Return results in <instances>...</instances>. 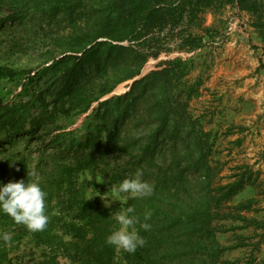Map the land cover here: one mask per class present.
Returning <instances> with one entry per match:
<instances>
[{"label": "rangeland", "instance_id": "obj_1", "mask_svg": "<svg viewBox=\"0 0 264 264\" xmlns=\"http://www.w3.org/2000/svg\"><path fill=\"white\" fill-rule=\"evenodd\" d=\"M254 1L253 13L220 5L134 44L112 46L100 39L95 59L84 67L82 89L70 101L56 102L60 83H47V73L1 80L0 168L16 179L17 162L25 159L42 183L58 165L96 152L81 178L93 181L96 175L106 182L104 201L112 205L130 196L112 191L119 184H110L111 173L124 180L142 168L145 180L164 178L165 160L180 150L187 166L193 145L204 142L203 131L212 134L210 160L220 174L213 187L243 175L264 194V38L254 25L259 19L264 31V0ZM122 5L120 0H84L72 17L63 9L56 14L31 10L15 21L6 20L10 12L0 5V66L16 71L50 66L63 57L75 29L98 30L104 21L116 20ZM168 67V77L151 78L155 68ZM113 126L121 131L122 151L103 154V147L93 146H99V130ZM176 178L166 184L176 188ZM239 198H232V206ZM221 210L228 217L246 211L229 204ZM60 213L56 206L50 215L60 219ZM222 221H214L216 229L225 227ZM9 232L11 241L0 247L13 264H71L29 239L19 243L16 229ZM248 244L246 252L259 251L256 241ZM124 252L117 249L118 261ZM219 264H225L223 257Z\"/></svg>", "mask_w": 264, "mask_h": 264}, {"label": "trees", "instance_id": "obj_2", "mask_svg": "<svg viewBox=\"0 0 264 264\" xmlns=\"http://www.w3.org/2000/svg\"><path fill=\"white\" fill-rule=\"evenodd\" d=\"M83 1L0 0V5L8 8L10 12L6 20L15 21L25 18L31 10H51L56 14L63 9L72 17ZM120 2L123 5L118 10L115 21L113 19L104 21L98 30L93 31L75 29L63 57L54 58L50 66L24 71L0 66V81L15 79L22 75L25 79H33L35 73H47V83L54 85L60 83L55 94L56 102L70 101L82 89L84 67L95 59L96 51L101 45L100 39H107L112 46L129 45L146 41L149 33L165 30L168 26L174 30L185 19L193 20L199 12L220 5H232L240 11L252 13L257 9V1L254 0H120ZM107 17L109 16L103 14V18ZM254 25L264 38L260 20L255 21ZM193 47L198 49L199 46ZM155 69L151 72V78L157 81H160L161 75L168 77L172 71L169 67L163 71ZM63 112L66 113L65 110ZM202 134L204 142L198 141L193 145L187 166H183V161L179 159L181 155L179 150L169 160H165L164 178L147 180L154 185V193L151 196L129 197L126 202H116L110 207L104 204L107 183L99 182L96 175L93 181L81 178L86 171H90L96 160V152H93L90 158L88 156L76 158L69 164L58 165L54 174L50 175L47 181L40 183L48 194L47 227L43 231L32 232L26 226L16 224L9 215L0 211V233L9 232L14 228L17 230L15 240L19 243L29 239L38 247L58 252L57 255L69 260L71 264H219L228 248L217 238L218 232L225 231V228L216 229L213 223L216 219L229 218L221 213L224 204L236 209L250 210L255 203L254 199L238 203L236 206H232L231 202L245 186H254V183L251 177L246 179L243 175H235V180L213 187L216 176L220 175L211 164L213 160H210L214 142L211 133L202 131ZM121 137V131L116 126L107 132L101 129L97 137L99 146H92L97 150L103 147V154L116 153L122 151ZM145 160L147 163L150 161L153 163V160L148 158ZM28 168L25 159H20L17 162L16 179H11L8 171L0 168L2 170L0 183L20 179L27 181ZM172 176H177L176 188L166 184V179ZM109 178L112 185L123 181L117 173H111ZM56 206L61 209L60 219L50 215ZM128 206H134L141 218L145 209L152 210L153 214L149 221L152 228L145 231L136 225L140 234L146 238V244L135 253L124 252L122 261H118L117 249L106 243V237L119 227L114 219L115 214L126 210ZM232 217L239 218L246 224H258L256 220H249L241 215ZM6 243L8 242L0 240V245ZM0 264H13L12 260L3 254L1 247ZM247 264H254V260H248Z\"/></svg>", "mask_w": 264, "mask_h": 264}, {"label": "clouds", "instance_id": "obj_3", "mask_svg": "<svg viewBox=\"0 0 264 264\" xmlns=\"http://www.w3.org/2000/svg\"><path fill=\"white\" fill-rule=\"evenodd\" d=\"M28 179L0 183V211L9 215L16 224H22L32 232L43 231L48 224L47 192L39 183L38 173L28 168ZM144 170L138 168L131 178H125L118 186H112L114 193L128 194L132 198L149 197L154 193V185L143 178ZM31 178V179H30ZM103 199V198H102ZM105 206H111V200L105 199ZM152 210L145 209L142 218L136 213L134 206L117 212L114 216L119 225L107 237L106 243L118 250L135 253L146 244V238L140 234L136 225L145 231L152 228L149 222ZM10 232L0 233V240L9 242Z\"/></svg>", "mask_w": 264, "mask_h": 264}, {"label": "crops", "instance_id": "obj_4", "mask_svg": "<svg viewBox=\"0 0 264 264\" xmlns=\"http://www.w3.org/2000/svg\"><path fill=\"white\" fill-rule=\"evenodd\" d=\"M252 186H245L236 195L240 197L237 203L254 199V208L243 211L242 216L256 220L258 224H246L245 221L233 217L223 219L225 231L218 232V236L221 244L228 248L223 255L225 264H247L250 259L254 260V264L264 262V194H260V191ZM255 241L259 251L254 254L246 252L244 249L248 248V243Z\"/></svg>", "mask_w": 264, "mask_h": 264}]
</instances>
